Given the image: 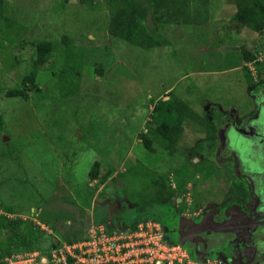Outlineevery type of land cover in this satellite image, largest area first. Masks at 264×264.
<instances>
[{"label":"rangeland","instance_id":"obj_1","mask_svg":"<svg viewBox=\"0 0 264 264\" xmlns=\"http://www.w3.org/2000/svg\"><path fill=\"white\" fill-rule=\"evenodd\" d=\"M80 1L0 0V114L5 117L0 153L11 152L0 157L5 201L0 214L21 219L22 231H32V238L49 233L57 243L82 239L92 225L102 222L108 228L118 220L131 226L146 211L164 221L172 204H166L165 198L160 208L153 205L158 189L153 182L158 177L164 179L168 192L179 188V183L186 186L184 205L193 207L201 185L214 187L209 177L202 181L209 160L203 151L196 152L195 145L201 141L206 150L214 135L213 123L237 108L239 117H244L264 93V67L257 64L264 62V32L231 19L234 0H211V19L201 30L165 25L159 32L169 43L153 48L122 39L112 42L107 9L100 8L95 15ZM219 33L225 40L212 44ZM65 34L83 49L78 93L63 98L56 89L59 78L51 70L64 66V54L58 51L42 64L39 75V86L50 90L46 97L44 92H29L27 99L7 96L6 90L28 70L8 62L25 51L24 58H18L22 63L34 52L33 43L63 42ZM22 40L28 42L26 50L20 48ZM243 49L256 59L246 61ZM99 65L105 68L101 75L95 73ZM169 92L174 94L168 97ZM175 96L187 101L206 125L186 123L173 155L149 152L141 134L149 133L154 100L167 99L173 107ZM97 161L99 177L94 178L90 169ZM110 168L112 175L101 181ZM139 206L148 208L140 211ZM5 239L6 234H0V241ZM39 253L46 254L36 246L13 249V264L43 263Z\"/></svg>","mask_w":264,"mask_h":264},{"label":"trees","instance_id":"obj_2","mask_svg":"<svg viewBox=\"0 0 264 264\" xmlns=\"http://www.w3.org/2000/svg\"><path fill=\"white\" fill-rule=\"evenodd\" d=\"M105 2V7H102L101 4H98L99 6L92 5L91 0L80 1L81 4L85 3L89 7V13L98 12L97 10L100 11V8L107 9V31L112 42H114L112 38L117 40L122 39L132 45L146 48L161 47L169 43V40H165V37L159 32L165 25H188L194 30H198L199 27L201 30L206 25L208 26L211 19V0H105ZM234 3L236 9L231 19L254 31L263 33L264 0H234ZM148 19L153 23V28L149 27ZM220 31H222V28H220ZM67 37L68 34L63 35L64 41L59 43L53 41V39H41L33 43L35 50L34 52H30L27 59L23 60L24 63H21L18 58H24L25 51L18 58L14 56V60H10L8 64L13 67L21 65L28 70L24 75H20V80L15 85L9 87L5 94L11 97L27 99L29 92L37 93L38 95H42L44 92L42 97H46L50 90H45L39 86V75L43 66L42 64L50 62L58 51L64 54V66L57 72L51 70L52 76H55L57 79L59 78L58 84L55 83L56 89L62 93L61 97L63 98L70 94V96H73L75 93H78V80L80 78L78 72H80L84 54L83 49L73 45L72 39L69 40ZM224 40L225 37L219 33L212 44L215 43L217 45V43H221ZM20 45V48L25 50L28 48V42H24V40L20 41ZM243 54L246 61L256 59V55L250 51L243 49ZM257 64H262L264 67V62L257 61ZM104 70L105 68L102 65L95 67L97 75L104 73ZM173 94L174 92L168 93L170 96ZM168 102L164 98L154 100L153 109L150 113L151 123L147 125L149 133L141 134L142 143L149 152L158 154L160 151H168V155H173L177 150V144L183 134L186 123L196 122L195 125H206L205 119L197 114L182 97L175 96L173 98V107L168 106L170 104ZM4 118V115L0 114V125L4 123ZM19 135H22V133ZM5 142L9 143L8 140H5ZM202 148L201 141H198L195 145L196 152L201 151ZM3 156H11V152L0 153V157ZM99 167V161L92 165L90 169L92 177H99ZM113 171L112 168L108 169L100 177V180L105 181L112 175ZM134 171H136L135 173L138 176L140 175L135 168ZM153 183L157 184L158 189L152 202H158L159 204L165 198H168L169 205L172 204L171 195L179 197L186 190V186L184 188L181 183H177L179 188H173L168 192L169 188L162 177H158ZM4 202L0 182V205L3 207ZM147 208L146 206H139L138 210L144 211ZM146 212H144L142 217L140 216L139 219L131 222V226L136 225L139 220L147 218L156 219L163 223V220ZM21 225V219L0 214V234H6L5 241H0V264H9L5 258L12 255L13 249L23 251L25 248L36 246L43 251H47L49 254L53 248L62 245L61 239H59L58 243L52 241L53 239L50 240L49 237L51 235L49 233L47 236L39 234L32 238L33 232H23ZM71 241L73 240H68L69 243Z\"/></svg>","mask_w":264,"mask_h":264},{"label":"flooded vegetation","instance_id":"obj_3","mask_svg":"<svg viewBox=\"0 0 264 264\" xmlns=\"http://www.w3.org/2000/svg\"><path fill=\"white\" fill-rule=\"evenodd\" d=\"M262 110L264 101L244 117H239L237 108L213 123L212 141L207 140L206 150H201L209 160L201 175H206L202 181L209 177L214 187L201 185L189 209L185 193L171 195L172 206L163 216L167 235L183 243L200 264H264V192L260 191L264 174L245 172L238 153L229 147L233 129L264 146V126L252 123ZM153 205L161 207L158 202Z\"/></svg>","mask_w":264,"mask_h":264},{"label":"built area","instance_id":"obj_4","mask_svg":"<svg viewBox=\"0 0 264 264\" xmlns=\"http://www.w3.org/2000/svg\"><path fill=\"white\" fill-rule=\"evenodd\" d=\"M113 225L94 224L83 239L64 243L44 256L39 253V261L45 260L40 264H200L183 243L168 238L158 220L142 219L134 226L120 222ZM14 257H6V261L13 264Z\"/></svg>","mask_w":264,"mask_h":264},{"label":"clouds","instance_id":"obj_5","mask_svg":"<svg viewBox=\"0 0 264 264\" xmlns=\"http://www.w3.org/2000/svg\"><path fill=\"white\" fill-rule=\"evenodd\" d=\"M261 101H264V95H260L258 97L257 103L259 104ZM252 123L254 125L264 126V110L261 111L259 118L257 120H254ZM4 139L8 140L6 138ZM254 145L256 146L255 149H254ZM229 147L230 149L238 153L239 160L243 163L245 172L249 174H252V173L264 174V151L261 150V148H264V146L260 144L259 140L248 139L244 135L240 134L235 129H233L229 133ZM260 191L264 192V184L261 185ZM118 221L121 223L120 220ZM78 240H81V239H75V241H78ZM171 241L180 242L179 240L178 241L171 240ZM64 243H69V242H62V245ZM40 252L41 253L45 252L46 254L48 253L47 251H43L41 249H40Z\"/></svg>","mask_w":264,"mask_h":264},{"label":"crops","instance_id":"obj_6","mask_svg":"<svg viewBox=\"0 0 264 264\" xmlns=\"http://www.w3.org/2000/svg\"><path fill=\"white\" fill-rule=\"evenodd\" d=\"M94 13H95V12H94ZM97 13H99V12H96L95 15H96ZM173 87H174V86H173ZM173 87H172V88H173ZM172 88H171V89H172Z\"/></svg>","mask_w":264,"mask_h":264},{"label":"water","instance_id":"obj_7","mask_svg":"<svg viewBox=\"0 0 264 264\" xmlns=\"http://www.w3.org/2000/svg\"><path fill=\"white\" fill-rule=\"evenodd\" d=\"M166 231H167V228H166Z\"/></svg>","mask_w":264,"mask_h":264}]
</instances>
